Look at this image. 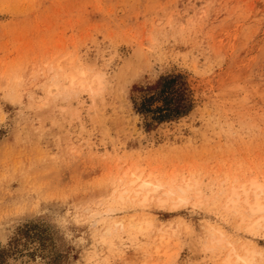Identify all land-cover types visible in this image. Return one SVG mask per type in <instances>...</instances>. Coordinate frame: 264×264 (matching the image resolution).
I'll return each instance as SVG.
<instances>
[{
    "label": "rangeland",
    "instance_id": "1",
    "mask_svg": "<svg viewBox=\"0 0 264 264\" xmlns=\"http://www.w3.org/2000/svg\"><path fill=\"white\" fill-rule=\"evenodd\" d=\"M176 74L188 114L134 110ZM251 183L264 0H0V264H264Z\"/></svg>",
    "mask_w": 264,
    "mask_h": 264
},
{
    "label": "trees",
    "instance_id": "2",
    "mask_svg": "<svg viewBox=\"0 0 264 264\" xmlns=\"http://www.w3.org/2000/svg\"><path fill=\"white\" fill-rule=\"evenodd\" d=\"M192 107V94L182 74L162 77L149 95L134 103L138 114L146 115L156 123L177 120L188 114Z\"/></svg>",
    "mask_w": 264,
    "mask_h": 264
},
{
    "label": "bare ground",
    "instance_id": "3",
    "mask_svg": "<svg viewBox=\"0 0 264 264\" xmlns=\"http://www.w3.org/2000/svg\"><path fill=\"white\" fill-rule=\"evenodd\" d=\"M148 178H149V176L147 177V179L141 180V177L140 176H136V178L131 181V184L130 185H132V184H135L136 185L137 184L136 185V188L135 189H131V191H130V193L134 197H137V196H140V195H143V194H148V190L150 188L149 186H151L150 183L147 181ZM251 184L253 186V192L254 193H253V201L251 202V204H248V210H249L248 212L250 214H256L258 212L264 211V206L261 203V199H260V196H259L260 186L257 185V184H254V183H251ZM155 187H157V186H155ZM186 188H188L187 185H186ZM241 188H242V190H243L244 193H247V191H245L243 187H241ZM153 189H154V187H153ZM257 191H259V192H257ZM181 192H184V190H181ZM234 194L235 193H233V195ZM145 199H146V195H144V200ZM228 201H230V199ZM234 207H235V204L233 205L232 208H234ZM248 227L250 229L259 227L258 220H256L254 223L250 224ZM158 252H157V250L154 252V254H155V260L156 261H158L160 259V256H159V253ZM243 260L246 261L245 258H243Z\"/></svg>",
    "mask_w": 264,
    "mask_h": 264
}]
</instances>
